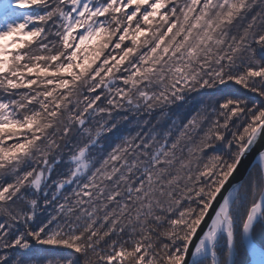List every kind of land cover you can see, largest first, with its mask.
Masks as SVG:
<instances>
[{
    "label": "snow or ice",
    "instance_id": "6c2138e0",
    "mask_svg": "<svg viewBox=\"0 0 264 264\" xmlns=\"http://www.w3.org/2000/svg\"><path fill=\"white\" fill-rule=\"evenodd\" d=\"M261 139L264 0H0V264H264Z\"/></svg>",
    "mask_w": 264,
    "mask_h": 264
},
{
    "label": "trees",
    "instance_id": "16d2710c",
    "mask_svg": "<svg viewBox=\"0 0 264 264\" xmlns=\"http://www.w3.org/2000/svg\"><path fill=\"white\" fill-rule=\"evenodd\" d=\"M230 89H235V90L243 91L242 89H238V86H236V85H230V86H229V89H225V91H228V90H230ZM192 95H193L194 97H196L197 99H199V97H198V95H197L196 93H193ZM246 95H247V96H252V97H253V101L256 102V103H260V102H262V101L260 100L259 97L254 96V94H252V93H246ZM197 106H198V105L196 104V101L193 100V101L189 104L188 108H186V109H184V110L182 111V115H183L184 113H189V110L194 111L195 108H196ZM152 119H153V121H155V117H153ZM137 130H138V129H137L135 123H131V124H129V123H124V124L122 125V131H123V134H128L129 132H131V133L134 134L135 131H137ZM254 166H255V165H254ZM254 166H253V167H254ZM38 247H39V246H38ZM57 251H58V249H56V248L53 247V248L48 249V254H50V255H54Z\"/></svg>",
    "mask_w": 264,
    "mask_h": 264
},
{
    "label": "water",
    "instance_id": "95a60500",
    "mask_svg": "<svg viewBox=\"0 0 264 264\" xmlns=\"http://www.w3.org/2000/svg\"><path fill=\"white\" fill-rule=\"evenodd\" d=\"M261 148H264V139H261L260 142L254 146L252 153L246 156V158L243 160L242 166L239 169L241 174L245 173L249 167H253L256 164V156Z\"/></svg>",
    "mask_w": 264,
    "mask_h": 264
}]
</instances>
